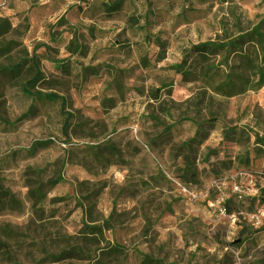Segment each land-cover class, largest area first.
Returning <instances> with one entry per match:
<instances>
[{
	"label": "rangeland",
	"instance_id": "obj_1",
	"mask_svg": "<svg viewBox=\"0 0 264 264\" xmlns=\"http://www.w3.org/2000/svg\"><path fill=\"white\" fill-rule=\"evenodd\" d=\"M102 1L0 0V70L23 64L0 73V179L24 204L0 213V264H264V85L215 93L174 68L259 25L264 0ZM36 67L65 107L22 93ZM235 185L256 200L228 214ZM73 248L87 260L47 262Z\"/></svg>",
	"mask_w": 264,
	"mask_h": 264
},
{
	"label": "trees",
	"instance_id": "obj_2",
	"mask_svg": "<svg viewBox=\"0 0 264 264\" xmlns=\"http://www.w3.org/2000/svg\"><path fill=\"white\" fill-rule=\"evenodd\" d=\"M127 0H103L101 10L107 14L120 13ZM10 24L8 20L0 21V36L9 31ZM58 68L66 71V66L58 63ZM175 70L182 74L186 79L198 82L202 87L215 93L222 91H231L240 87L241 92L249 89L258 88L264 85V21L255 26L247 33L236 37L227 36L220 41H206L187 48L183 52V58L180 63L174 66ZM23 69V64H16L13 67H3L0 73L3 75L18 76ZM258 77L256 83L254 78ZM253 78L251 81L250 79ZM44 80L43 72L36 67L33 77L26 82L21 83V91L30 98L37 100H47L50 102H60L65 107V99L54 93H42L35 90L36 85ZM239 83H242L239 86ZM223 93V92H222ZM224 95L232 96V93ZM156 101L159 100L158 94H155ZM257 143L264 147V137L257 136ZM48 142H37L30 151L44 147ZM38 181L35 182L27 199L38 210H43L47 201V194L44 191V181L42 174L37 173ZM244 199L252 200L256 198H239L237 194L228 196L222 209L228 214L238 213ZM264 206V199L261 208ZM24 208L23 202L16 197V194L6 187L0 179V213L2 212H21ZM92 235L101 233L98 226L87 227ZM118 250L119 247L108 248ZM87 260L83 250L67 249L58 253L50 254L47 262L57 263L68 260ZM141 264H162L148 255H142Z\"/></svg>",
	"mask_w": 264,
	"mask_h": 264
},
{
	"label": "built area",
	"instance_id": "obj_3",
	"mask_svg": "<svg viewBox=\"0 0 264 264\" xmlns=\"http://www.w3.org/2000/svg\"><path fill=\"white\" fill-rule=\"evenodd\" d=\"M233 189H234V194H237L238 196H239V198H243V197H245V194H243V190H242V188L241 187H239L238 185H235L234 187H233ZM228 196H225V197H223V201L227 198ZM262 210H264V206L262 207ZM222 211H224L223 209H222Z\"/></svg>",
	"mask_w": 264,
	"mask_h": 264
}]
</instances>
